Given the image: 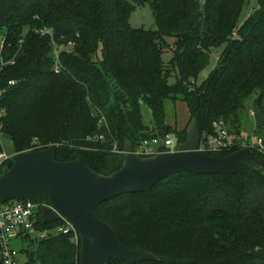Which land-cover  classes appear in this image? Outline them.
Returning a JSON list of instances; mask_svg holds the SVG:
<instances>
[{
	"label": "trees",
	"instance_id": "trees-1",
	"mask_svg": "<svg viewBox=\"0 0 264 264\" xmlns=\"http://www.w3.org/2000/svg\"><path fill=\"white\" fill-rule=\"evenodd\" d=\"M147 1L156 30L130 26L135 5L127 0H0V32L6 37L0 57L15 59L0 70V88L15 81L0 97V135L14 153L57 145V161H78L109 175L123 162L114 144L124 150L125 140L135 147L142 138L166 133L181 143L193 118L200 135L212 133L213 121L222 119L238 136L249 112L252 134L264 139V0H257L241 25L244 0L135 3ZM42 28L52 36L42 35ZM165 36L175 38L168 63L161 58ZM221 43L216 67L196 85L192 80ZM166 99L185 102L189 120L182 130L165 123ZM237 150L209 155L223 158ZM252 151L259 169L235 163L216 174L181 172L147 192L99 204L96 216L121 243L157 257L109 264H264V152ZM62 224L37 220L41 230ZM72 238L58 232L28 240L21 250L24 264H79L80 241Z\"/></svg>",
	"mask_w": 264,
	"mask_h": 264
},
{
	"label": "water",
	"instance_id": "water-1",
	"mask_svg": "<svg viewBox=\"0 0 264 264\" xmlns=\"http://www.w3.org/2000/svg\"><path fill=\"white\" fill-rule=\"evenodd\" d=\"M186 140L175 151L140 157L125 140L122 166L103 175L78 161H57V145L15 152L11 166L0 172V204L9 200L48 201L72 224L79 236V264H109L112 259L130 263L156 260L142 247L131 249L119 241L112 228L95 214L96 207L118 195L147 192L162 179L181 172L216 174L235 163L259 169L262 163L252 149L241 148L223 158L197 150L200 138L197 120L186 127ZM43 224L59 219L51 209L40 211Z\"/></svg>",
	"mask_w": 264,
	"mask_h": 264
},
{
	"label": "built area",
	"instance_id": "built-area-1",
	"mask_svg": "<svg viewBox=\"0 0 264 264\" xmlns=\"http://www.w3.org/2000/svg\"><path fill=\"white\" fill-rule=\"evenodd\" d=\"M39 32L42 35L49 34L52 36L51 30L47 28H42ZM22 42L23 38L19 39L18 44L21 45ZM5 45L6 37L0 32V53ZM53 54L55 57L54 72L59 73L62 67L59 62V50L55 47L53 49ZM14 61V57L9 60H4L0 57V70L8 64H13ZM14 83V80H8L5 88H0V97L4 91ZM251 115H253L252 112ZM102 120L103 119H101V121ZM212 127V133H203L200 135L197 150L209 154L227 151L233 147H238L239 149L248 147L264 152V139L260 136L253 134L251 138H243L240 135H233L228 131L222 119L214 120ZM99 138H102V136ZM177 144L174 137L170 133H166L162 136L142 138L139 143L133 147V152L140 157H148L161 152H173ZM112 151L124 153V150H118L116 144L113 145ZM6 160H10V155L5 152L0 153V170L4 167L3 164ZM43 206L48 207L58 215V220H62L63 224L52 229H39L37 227V220ZM58 232L72 234V239L74 241L79 239L78 233L72 224L61 217L48 201L41 203L33 200L14 199L0 204V264H20L18 261L19 252L13 244L15 238L24 242L30 239H43L51 233Z\"/></svg>",
	"mask_w": 264,
	"mask_h": 264
},
{
	"label": "rangeland",
	"instance_id": "rangeland-1",
	"mask_svg": "<svg viewBox=\"0 0 264 264\" xmlns=\"http://www.w3.org/2000/svg\"><path fill=\"white\" fill-rule=\"evenodd\" d=\"M135 5L134 10L129 16V24L132 28L138 29L142 28L145 30H156V22L154 17V11L150 2H145L143 4H136L135 0H127ZM257 7V0H244V3L241 8V12L237 21L238 25H241L244 20L249 16V14ZM174 42L175 38L173 36L164 37V50L162 53V61L168 63L174 55ZM225 43H221L219 46L214 47L210 51L209 62L206 67L197 75V77L192 80L196 85H201L204 80L209 76V74L216 67L219 58L224 50ZM100 58V53H99ZM175 80L174 76H171L168 80L169 83H173ZM251 99L247 101V106L250 107ZM142 119L145 124L148 125L150 122L149 111L146 106H142ZM1 115V113H0ZM251 112L247 115L243 114V126L240 136L243 138L252 137V119ZM189 119V112L185 102L181 100L173 101L172 99H166L164 101V120L166 124L171 126L180 127V125L185 124ZM175 139V138H174ZM176 140V139H175ZM177 141V140H176ZM0 143L2 151L8 155L14 153V147L11 141L4 136L0 135ZM28 241H21L18 238L13 240L15 248L18 250V261L20 264H24L26 261V255L22 253V248L27 244Z\"/></svg>",
	"mask_w": 264,
	"mask_h": 264
},
{
	"label": "crops",
	"instance_id": "crops-1",
	"mask_svg": "<svg viewBox=\"0 0 264 264\" xmlns=\"http://www.w3.org/2000/svg\"><path fill=\"white\" fill-rule=\"evenodd\" d=\"M188 120H189V119H188ZM150 123H151V120H150V122H149L148 124H150ZM187 123H188V121H187L185 124L180 125V127L174 126V128L177 129V130H182L183 128H185V126L187 125ZM186 127H187V126H186Z\"/></svg>",
	"mask_w": 264,
	"mask_h": 264
}]
</instances>
